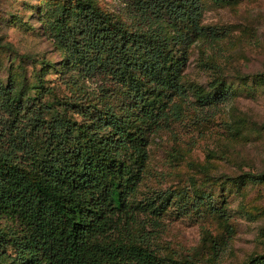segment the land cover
Segmentation results:
<instances>
[{"label": "trees", "instance_id": "1", "mask_svg": "<svg viewBox=\"0 0 264 264\" xmlns=\"http://www.w3.org/2000/svg\"><path fill=\"white\" fill-rule=\"evenodd\" d=\"M133 6L144 24L132 28L92 0L60 6L45 27L64 52V65L84 81L100 82L95 103L78 96L51 108L43 97L52 86L40 73L33 97L24 98L25 82L0 83V217L11 222L0 229V264H196L157 254L144 245L146 234L140 240L132 231L137 211L158 212L155 200L172 193L159 192L135 208L128 200L147 161L146 132L170 114L161 101L187 99L181 84L187 50L197 40L220 37L199 24L200 0H134ZM236 76L264 81V71ZM109 85L127 100L119 108L107 101L115 93L104 89ZM212 86H189L197 109L233 99L218 75ZM238 179L264 181V173ZM192 187L199 200L210 198ZM215 257L217 251L202 264H215ZM245 264H264V253Z\"/></svg>", "mask_w": 264, "mask_h": 264}, {"label": "rangeland", "instance_id": "2", "mask_svg": "<svg viewBox=\"0 0 264 264\" xmlns=\"http://www.w3.org/2000/svg\"><path fill=\"white\" fill-rule=\"evenodd\" d=\"M92 1L129 28L144 24L134 0ZM74 2L0 0L1 84L25 82L24 98L33 97L31 86L40 73L44 85L52 86V93L43 97L51 108L63 98L79 96L84 104L97 101L100 82L84 81L67 68L64 52L45 34L56 10ZM200 3L199 24L214 29L220 38L197 40L189 47L181 79L187 99L168 93L171 100L164 98L161 109L170 114L158 130L146 132L148 157L129 205L135 208L159 192L172 195L155 200L158 212L137 211L139 224L132 231L136 239L146 234L144 245L159 255L202 264L217 251L215 264H245L264 253V181L238 179L245 173H264V81L236 75L264 71V0ZM217 75L233 99L197 109L189 86L213 91ZM75 78L77 85L71 83ZM104 89L109 95L115 92L107 101L119 108L125 96L112 85ZM174 109L178 117L172 115ZM238 118L246 121L239 125ZM193 184L210 198L199 200ZM8 226L11 222L0 217V229Z\"/></svg>", "mask_w": 264, "mask_h": 264}]
</instances>
